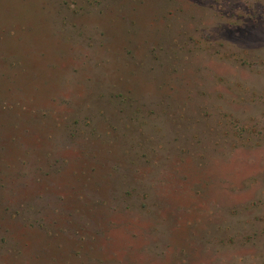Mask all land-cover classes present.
Wrapping results in <instances>:
<instances>
[{"label": "rangeland", "instance_id": "1", "mask_svg": "<svg viewBox=\"0 0 264 264\" xmlns=\"http://www.w3.org/2000/svg\"><path fill=\"white\" fill-rule=\"evenodd\" d=\"M0 264H264V0H0Z\"/></svg>", "mask_w": 264, "mask_h": 264}]
</instances>
